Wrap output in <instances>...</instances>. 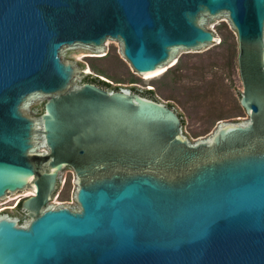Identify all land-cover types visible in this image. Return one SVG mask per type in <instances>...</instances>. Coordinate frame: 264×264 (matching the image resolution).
<instances>
[{"label":"water","instance_id":"95a60500","mask_svg":"<svg viewBox=\"0 0 264 264\" xmlns=\"http://www.w3.org/2000/svg\"><path fill=\"white\" fill-rule=\"evenodd\" d=\"M225 13L247 122L192 144L174 108L77 82L108 38L147 75ZM27 191L0 211V264H264V0H0V203Z\"/></svg>","mask_w":264,"mask_h":264},{"label":"rangeland","instance_id":"374dc122","mask_svg":"<svg viewBox=\"0 0 264 264\" xmlns=\"http://www.w3.org/2000/svg\"><path fill=\"white\" fill-rule=\"evenodd\" d=\"M204 28L216 41L196 49H180L172 62L155 76H145L121 54L117 40L108 38L105 53L81 54L76 61L83 67L77 80L97 77L110 84V91L124 88L140 92L153 90L158 102L174 108L184 121L183 136L190 143L207 140L219 124L243 121L249 116L240 103L244 85L239 68L238 33L229 16L205 18ZM43 110L40 97L34 111ZM73 170L68 167L58 188V202L73 206ZM27 191L0 203V211L14 208L28 196Z\"/></svg>","mask_w":264,"mask_h":264},{"label":"trees","instance_id":"16d2710c","mask_svg":"<svg viewBox=\"0 0 264 264\" xmlns=\"http://www.w3.org/2000/svg\"><path fill=\"white\" fill-rule=\"evenodd\" d=\"M95 83V82H100L102 83L106 88H110V84L109 83H106L102 80H99V78L97 77H92L91 75H88L86 76L85 78V83ZM120 88H115V90H119ZM134 92L136 93H141L143 96L147 97V98H150V99H154L156 100L155 98V95H154V92L153 90H146L144 92H140L138 89H134ZM171 107V106H170ZM182 118V117H181ZM182 123H184V121L182 120ZM18 209L21 210V202L18 204Z\"/></svg>","mask_w":264,"mask_h":264},{"label":"flooded vegetation","instance_id":"af4514ba","mask_svg":"<svg viewBox=\"0 0 264 264\" xmlns=\"http://www.w3.org/2000/svg\"><path fill=\"white\" fill-rule=\"evenodd\" d=\"M87 83V82H86ZM92 84H96L98 86H100L101 88H104V89H109V88H106L102 83L100 82H95V83H92ZM20 210V209H19ZM21 211V210H20Z\"/></svg>","mask_w":264,"mask_h":264},{"label":"bare ground","instance_id":"6f19581e","mask_svg":"<svg viewBox=\"0 0 264 264\" xmlns=\"http://www.w3.org/2000/svg\"><path fill=\"white\" fill-rule=\"evenodd\" d=\"M160 72H161V69L158 72L147 74L145 76H155V75L159 74ZM29 195H32V193H29Z\"/></svg>","mask_w":264,"mask_h":264}]
</instances>
